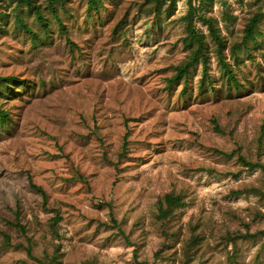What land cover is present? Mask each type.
I'll return each mask as SVG.
<instances>
[{"label":"rangeland","instance_id":"obj_1","mask_svg":"<svg viewBox=\"0 0 264 264\" xmlns=\"http://www.w3.org/2000/svg\"><path fill=\"white\" fill-rule=\"evenodd\" d=\"M31 1L0 0V264H264V0Z\"/></svg>","mask_w":264,"mask_h":264},{"label":"trees","instance_id":"obj_2","mask_svg":"<svg viewBox=\"0 0 264 264\" xmlns=\"http://www.w3.org/2000/svg\"><path fill=\"white\" fill-rule=\"evenodd\" d=\"M24 1L27 2V4L32 9H34V11L36 12V15H37L38 20L41 21V22H43L44 17L41 15L40 11L38 10V6L34 5L31 0H24ZM97 2H98V0H88V9H90L91 7H95L96 4H97ZM190 23H189V26H190V36L192 38L190 42L192 43V41H195L196 44H197V47H196V49L194 51V54H193L192 58L188 62H186L183 67H180L179 68V71L177 73V77L178 76H181V75H183L185 73H187L189 67L191 65H193L195 62L198 61L199 56H201L203 59H205V55H204L205 53L203 52V40H202V38H203L202 36L203 35L201 33L197 32L194 29V27L191 26ZM22 24H24V23H22ZM23 26H24V28L26 30L31 31L26 25H23ZM64 29H65V27H64ZM69 42H71V41H69ZM71 43H73V42H71ZM203 63H204V66H205L206 65V61H203ZM0 79H5V78L0 77ZM6 116H7V111H5V110H3V109L0 108V120L3 121V119L6 118ZM225 154L227 156H230V154H227V153H225ZM240 159H243L244 160V158L241 157V156H240ZM251 165L252 166H258V167H260L264 171V164H262V163L255 162V163H251ZM30 185L36 191H38V192L41 193L42 198H43V202H46V200H47V194H46L45 190L42 188V186L41 185H38V184H35L32 181V179H30ZM165 198H166V201H167L169 207L167 209H161L162 216H166L168 214V212L171 209V206H175V205L181 204L180 198L177 197V196H173V195L167 194ZM14 214H15V221H14L13 224L16 227H18L22 232L25 231V227H24V225L21 223V221L19 219V214H20L19 206L16 208ZM5 238L8 239V235L7 234L5 235Z\"/></svg>","mask_w":264,"mask_h":264}]
</instances>
